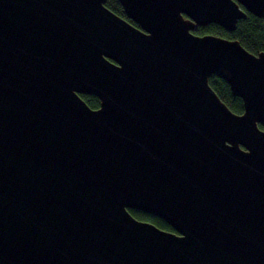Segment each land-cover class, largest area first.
<instances>
[{
  "label": "water",
  "instance_id": "1",
  "mask_svg": "<svg viewBox=\"0 0 264 264\" xmlns=\"http://www.w3.org/2000/svg\"><path fill=\"white\" fill-rule=\"evenodd\" d=\"M118 1L0 0V264H264V51L195 33L264 0Z\"/></svg>",
  "mask_w": 264,
  "mask_h": 264
},
{
  "label": "trees",
  "instance_id": "2",
  "mask_svg": "<svg viewBox=\"0 0 264 264\" xmlns=\"http://www.w3.org/2000/svg\"><path fill=\"white\" fill-rule=\"evenodd\" d=\"M106 6L119 16L125 17L123 7L118 0H107ZM195 33L198 35L212 34L238 40L247 50L255 54L264 51V18H259L251 13H248L246 19L239 21L234 31H227L218 24H210L197 28ZM209 82L221 100L232 111L237 114L244 112L243 100L232 94L231 88L225 80L217 75H212ZM82 97L92 108L100 106V100L97 97L92 95H82ZM260 127L264 129L263 126L260 125ZM130 212L139 220L152 222L162 229L174 231L172 226L160 217L136 209H130Z\"/></svg>",
  "mask_w": 264,
  "mask_h": 264
},
{
  "label": "flooded vegetation",
  "instance_id": "3",
  "mask_svg": "<svg viewBox=\"0 0 264 264\" xmlns=\"http://www.w3.org/2000/svg\"><path fill=\"white\" fill-rule=\"evenodd\" d=\"M123 18H125V19H127V20H129L128 18H127V16L125 15V17H123ZM130 22H131V20H129Z\"/></svg>",
  "mask_w": 264,
  "mask_h": 264
}]
</instances>
